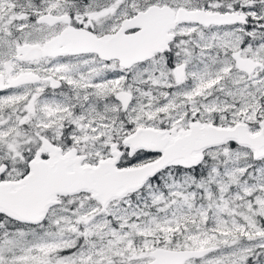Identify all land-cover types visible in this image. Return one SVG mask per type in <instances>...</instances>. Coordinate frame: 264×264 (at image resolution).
I'll use <instances>...</instances> for the list:
<instances>
[{
  "label": "snow or ice",
  "instance_id": "obj_1",
  "mask_svg": "<svg viewBox=\"0 0 264 264\" xmlns=\"http://www.w3.org/2000/svg\"><path fill=\"white\" fill-rule=\"evenodd\" d=\"M0 264H264V0H0Z\"/></svg>",
  "mask_w": 264,
  "mask_h": 264
}]
</instances>
